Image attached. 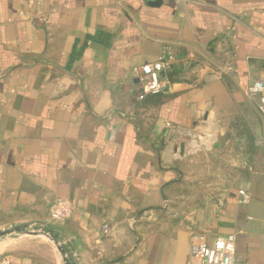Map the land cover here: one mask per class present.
I'll use <instances>...</instances> for the list:
<instances>
[{
  "label": "crops",
  "instance_id": "crops-1",
  "mask_svg": "<svg viewBox=\"0 0 264 264\" xmlns=\"http://www.w3.org/2000/svg\"><path fill=\"white\" fill-rule=\"evenodd\" d=\"M165 47L169 87L137 99V68ZM263 75L264 0H0V229L65 197L53 225L77 264H186L190 230L234 234L239 264H264L246 90ZM2 260L63 264L44 236L0 240Z\"/></svg>",
  "mask_w": 264,
  "mask_h": 264
},
{
  "label": "built area",
  "instance_id": "built-area-1",
  "mask_svg": "<svg viewBox=\"0 0 264 264\" xmlns=\"http://www.w3.org/2000/svg\"><path fill=\"white\" fill-rule=\"evenodd\" d=\"M172 52L165 47L155 61L145 62L137 68L138 93L137 99H142L148 94H158L169 86L166 85L161 72L170 68ZM247 95L254 102L256 110L264 124V75L258 79H250L247 83ZM238 203L246 205L251 200L248 190L240 188L237 191ZM74 206L65 197H59L49 207L48 221L60 224L68 219ZM102 233L109 234V226H102ZM1 264H8L2 260ZM186 264H239L236 255V236L234 234L217 235L208 241L203 233L189 231V255ZM247 264V263H245Z\"/></svg>",
  "mask_w": 264,
  "mask_h": 264
},
{
  "label": "water",
  "instance_id": "water-1",
  "mask_svg": "<svg viewBox=\"0 0 264 264\" xmlns=\"http://www.w3.org/2000/svg\"><path fill=\"white\" fill-rule=\"evenodd\" d=\"M160 2L161 0H147V5L158 6ZM161 75H163V72H161ZM20 235L46 237L55 246L63 264H77L70 251L71 244L63 240L62 236L57 230H55V226L52 223L37 222L28 225H15L0 229V240L6 237H15Z\"/></svg>",
  "mask_w": 264,
  "mask_h": 264
},
{
  "label": "rangeland",
  "instance_id": "rangeland-1",
  "mask_svg": "<svg viewBox=\"0 0 264 264\" xmlns=\"http://www.w3.org/2000/svg\"><path fill=\"white\" fill-rule=\"evenodd\" d=\"M248 118H250L249 115H248ZM209 158H210V155L208 154L207 158H205L206 160H204L205 164L207 163L208 166L211 165L210 167L214 166L215 168L220 166V161H213L212 159H209ZM212 163H214V164H212Z\"/></svg>",
  "mask_w": 264,
  "mask_h": 264
}]
</instances>
